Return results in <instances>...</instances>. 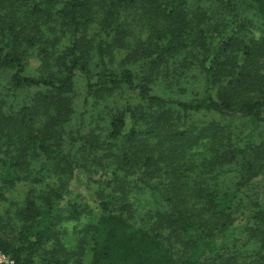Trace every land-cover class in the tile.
<instances>
[{
    "label": "trees",
    "instance_id": "16d2710c",
    "mask_svg": "<svg viewBox=\"0 0 264 264\" xmlns=\"http://www.w3.org/2000/svg\"><path fill=\"white\" fill-rule=\"evenodd\" d=\"M146 17L155 33L156 40L148 43L154 56L135 71L112 68L133 25H147ZM160 66L170 84L177 68L191 72L201 92L190 98L155 93L150 80ZM0 72L10 74L5 91L0 88L2 186L33 176V158L43 157L41 169L55 162L62 149L48 136L69 118L68 92L78 73L85 81L84 104L93 91L109 95L123 88L137 99L109 113L107 138L121 141L124 152L101 178L110 183L120 178L113 183L117 188L125 179L141 181L162 202L160 224L147 226L129 215L122 193L98 197L96 220L79 231L86 249L67 257L43 250L54 234L58 217L53 213L61 197L53 202L40 192L35 195L39 204L35 198L25 202L22 217L28 225L15 234L0 230V253L8 258L0 264H237L245 254L239 247L247 243L261 258L264 206L246 190V182L263 167L264 141L252 143L256 148L250 146V154L238 142L232 145L228 118L264 123V0H0ZM20 92L25 94L21 103L9 105ZM201 110L223 121L213 122L211 133L202 129L196 136H206L202 145L213 152V177L236 172L233 188L185 185L189 177L211 178L208 173L191 176V165L183 163L187 148L199 143L188 134V118ZM150 134L158 141L140 150ZM157 148L164 153L154 161ZM73 167L75 174L84 173ZM153 168L158 173L152 180ZM177 187L189 199L192 191L194 200L171 209L168 200L176 190L181 194ZM69 213L79 216L73 201ZM166 228L183 234L181 255L163 235Z\"/></svg>",
    "mask_w": 264,
    "mask_h": 264
},
{
    "label": "rangeland",
    "instance_id": "374dc122",
    "mask_svg": "<svg viewBox=\"0 0 264 264\" xmlns=\"http://www.w3.org/2000/svg\"><path fill=\"white\" fill-rule=\"evenodd\" d=\"M98 2L99 0H94V3ZM250 18L254 19L253 17ZM145 24L147 25L141 26L140 23L138 27H135L137 26L136 24L133 25L129 40L123 44L124 46L120 48L119 52L115 53L114 60L111 63L112 68L122 69L123 67H129L135 71L138 70L139 64L148 62L150 56H154V52L148 43L156 40L154 38L155 33L149 30L150 22L148 18ZM33 63L37 65L35 59H33ZM145 71H147L146 68H144L143 72ZM182 71L181 68H177L174 77L175 81L170 84L166 82V75L162 72L160 66L151 76L150 81H152L153 91L165 94V96H176L178 98H190L199 94L201 92L200 83L194 79L191 72L184 71L181 73ZM184 73L186 75L182 76ZM9 75L7 72H0V88L2 91H5V84ZM23 96L25 94L22 92L15 94L10 99L9 105H19ZM68 97L71 106L68 120L62 124L57 132H52L48 136L49 141L53 142L57 148L62 149L56 155L55 162L41 169L43 157L33 158L30 164L33 176L21 178V181H17L13 187H5L0 184V230L15 234L22 226L28 225L29 219L26 220V218L22 217L25 202L28 198H35V203L39 204L40 201L35 195H38L40 192L49 197L53 202H57L58 198L61 197L53 213L54 217H58L52 227L54 234L46 240L43 250L44 252L55 251L60 253L61 256L66 255L70 257L69 255L72 252L81 250L80 247L83 246L82 249H86L83 243L85 242L82 237L83 232L79 231L83 225L96 220L99 209L95 205V202L99 199L98 197H104L106 194L108 195L112 192L122 193L120 195H123L125 201L129 204V215L136 222H141L142 225L147 226L160 224L161 218L159 222L158 213L162 211L160 208L162 202L158 194L155 191H151L141 181L133 178L125 179L122 180V183L117 184V188L113 183L120 178H114L115 180L111 181V183L110 180L105 182L101 178V175L105 174L106 167L114 165L116 157H119L124 152L121 141L115 142L107 138L109 113L132 103V101H136L137 99L133 98V93L125 88L115 90L109 95L102 94L100 91L97 93L93 91L86 99V104H84L85 81L80 74L76 73L68 92ZM228 120L231 123V144L233 145L238 142L242 148H246L247 154L251 153L250 146L256 148L254 144L258 145L264 141V123L255 125L249 119L242 117H230ZM213 122L223 123L218 115L203 110L192 112L188 118V134L193 137L191 139H195V142L198 139L197 142L199 143L192 142L191 150L187 148L188 151L186 150L185 152L183 163L191 165V176L198 177L197 175L208 173L211 178L198 177L197 179H193V177H189L187 180L185 179V185L187 186L195 187V184H207L225 189L233 188L238 180L236 172L233 171L216 177L212 176L213 171L210 168L213 169L214 166L210 165L214 158L213 152L210 148H207L206 144L202 145L207 140L206 136L197 138L196 135L202 129H206L211 133ZM155 141H158V138L153 134L144 135L143 141L139 145L140 150L145 147L146 142L153 143ZM158 149L153 153L155 157L154 161L159 160L158 155L164 153L163 149ZM261 149L264 152V145ZM68 152L69 157L67 158L65 154ZM141 155L144 154L141 153ZM188 156L190 157V164H186L189 160ZM260 160L263 167L258 173L249 177L246 182V190L253 193L255 199L264 206V159ZM74 164H77L84 173L75 174ZM156 168H153V172H151L155 177L152 180L156 179L158 173ZM168 178L170 179V176H167ZM112 188L114 189L113 191ZM177 189L181 194H178L176 190L177 196H172L168 200L167 207L171 209L176 207L182 200H194L192 188L189 189L191 191L190 199L188 195L182 194L181 188L177 187ZM71 201L74 202L79 212L78 217L70 216L69 206ZM119 201H121L120 198ZM114 206H118V203L114 204ZM188 207L190 206L188 205ZM163 235L169 237L178 254L180 253L181 255L182 250L186 249L183 234L174 231L170 232L166 228L163 229ZM239 248L245 254L238 256L237 264H260L261 261L264 264V256H262L264 250L261 252V258L259 259L258 253L253 254L251 249H255L250 243H247V245L243 244Z\"/></svg>",
    "mask_w": 264,
    "mask_h": 264
},
{
    "label": "built area",
    "instance_id": "2783aa9c",
    "mask_svg": "<svg viewBox=\"0 0 264 264\" xmlns=\"http://www.w3.org/2000/svg\"><path fill=\"white\" fill-rule=\"evenodd\" d=\"M8 258L4 256L2 253H0V262H7Z\"/></svg>",
    "mask_w": 264,
    "mask_h": 264
}]
</instances>
